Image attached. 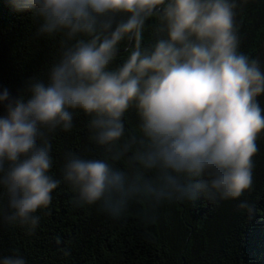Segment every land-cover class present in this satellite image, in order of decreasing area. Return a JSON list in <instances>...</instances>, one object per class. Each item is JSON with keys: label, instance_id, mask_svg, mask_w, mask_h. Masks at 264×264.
<instances>
[{"label": "clouds", "instance_id": "clouds-1", "mask_svg": "<svg viewBox=\"0 0 264 264\" xmlns=\"http://www.w3.org/2000/svg\"><path fill=\"white\" fill-rule=\"evenodd\" d=\"M10 2L34 15L38 37L60 39L25 92L0 89V222L31 235L61 183L114 220L137 202L151 212L201 196L239 200L251 188L264 61L240 51L247 0ZM78 114L102 152H66L56 178L51 137ZM0 264L27 261L0 254Z\"/></svg>", "mask_w": 264, "mask_h": 264}, {"label": "trees", "instance_id": "trees-1", "mask_svg": "<svg viewBox=\"0 0 264 264\" xmlns=\"http://www.w3.org/2000/svg\"><path fill=\"white\" fill-rule=\"evenodd\" d=\"M236 21L240 51L264 61V0L238 5ZM37 27L31 12L0 0V89L7 88L14 98L30 79L43 75L59 49L60 38L38 37ZM128 122L134 127V113ZM256 144L253 182L239 200L201 196L151 212L137 202L114 220L96 206L79 203L71 186L61 183L49 207L38 210L40 221L31 235L19 225L0 222V254H19L27 264H264V140L258 137ZM51 145L50 171L56 178L66 152H102L89 141L83 114L71 131L54 134ZM241 201L246 207L239 206Z\"/></svg>", "mask_w": 264, "mask_h": 264}, {"label": "rangeland", "instance_id": "rangeland-1", "mask_svg": "<svg viewBox=\"0 0 264 264\" xmlns=\"http://www.w3.org/2000/svg\"><path fill=\"white\" fill-rule=\"evenodd\" d=\"M260 100H261V105L264 106V97H261ZM259 137L261 138L262 141L264 140V136L262 137L261 135Z\"/></svg>", "mask_w": 264, "mask_h": 264}]
</instances>
